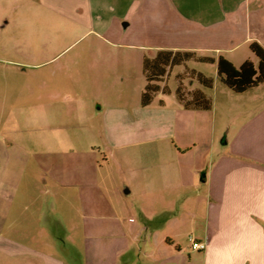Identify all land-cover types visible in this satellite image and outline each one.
I'll list each match as a JSON object with an SVG mask.
<instances>
[{"label":"rangeland","instance_id":"374dc122","mask_svg":"<svg viewBox=\"0 0 264 264\" xmlns=\"http://www.w3.org/2000/svg\"><path fill=\"white\" fill-rule=\"evenodd\" d=\"M104 5L90 15L69 17L41 0H0V141L11 142L13 154L17 151L14 144H26L28 160L13 158L8 165L12 169L19 163L27 167L22 184L44 186L45 198L55 200L46 174L64 181L73 175L79 184L74 199L78 210L84 203L85 212L104 216L111 213V205H117L121 219H131V225L140 218L134 207L137 201L148 204L142 188L153 181L158 185L169 165L173 200L174 196L187 202L200 200L196 188L183 189L178 179L175 145L182 135L178 126L174 128L179 102L175 76L186 68L208 77L216 75L212 64L175 66L169 80L155 82L161 89L168 83L171 94L158 93L144 106L143 96L151 84L145 60L155 55L157 46L197 47V55L215 57L210 48L241 41L244 27L242 23L228 29L226 24L218 31L205 30L176 17L167 0H108ZM111 5L119 11L123 6L125 16L107 10ZM249 52L248 45L238 51L242 55ZM191 81L198 85L195 79ZM185 84L184 88L189 85ZM208 93L215 96L213 91ZM210 132L208 127L197 134L208 139ZM225 133L226 129H218L214 137L222 138ZM203 148L201 145L199 150ZM4 168L7 164L0 162V169ZM34 170L44 177L35 179ZM194 172L195 184L200 186L203 172ZM18 176L14 173L5 178ZM2 180L0 173V183ZM59 196V202L65 203L67 194L60 192ZM179 211L188 214V223L178 234L180 245L189 253L196 237L189 222L195 210L173 207L172 217ZM56 216L61 221L66 218L62 206ZM98 223H93V233L98 232ZM200 225L196 219L195 228ZM80 235L77 226L71 239L67 236L59 244L67 250L74 245L83 256ZM65 259L82 264L83 257L69 253Z\"/></svg>","mask_w":264,"mask_h":264},{"label":"crops","instance_id":"0c3cea01","mask_svg":"<svg viewBox=\"0 0 264 264\" xmlns=\"http://www.w3.org/2000/svg\"><path fill=\"white\" fill-rule=\"evenodd\" d=\"M41 1L49 9L69 17L90 15L108 2ZM167 2L180 20L205 30L218 31L220 25L226 24L228 29L242 23L244 27L241 41H233L229 47L210 48L215 51V57L197 55V47L157 46L155 55L146 59L151 83L148 103L158 93L171 94L168 83L162 89L157 84L169 80L175 66L188 62L215 65V78L195 69L189 72L187 68L175 76L179 102L174 128L178 126L182 135L175 145L178 179L181 188H196L200 200L181 201L180 196H174L173 200L169 165L158 185L153 181L142 188L147 193L148 204L145 200L137 201L134 207L140 218L133 224H128L131 219H121V208L117 205H111V213L104 216L92 215L84 211V203L82 209H77L74 199L79 184L73 175L69 174L68 181H64L55 174H46L52 181L50 188L56 193L55 200L45 198L44 186L22 184V180L27 179L23 178L27 167L19 163L14 172L8 165L13 158L20 162L27 159L26 144H14L17 151L13 154L12 143L0 141V162L11 169H0L4 177L0 183V264H72L65 259L69 253L83 257L82 264H264V84L237 94L218 76L220 57L236 68L245 61L258 65V60L255 62L250 56H254L250 45L257 42L264 48V0ZM151 6L155 7L154 2ZM107 10L120 16H125L124 11H127L123 6L119 11L115 5ZM244 45H248L250 54L238 53ZM223 53L232 57L227 58ZM167 54L170 57L165 56ZM233 58L240 61L235 63ZM192 79L198 85L192 83ZM185 82L189 85L184 88ZM208 91H213L215 96ZM208 127L211 131L208 139L203 133L197 134L198 130ZM218 129H226L222 138L214 137ZM201 145L203 150H199ZM37 166L41 168L38 162ZM197 169L203 172L200 186L195 184ZM14 173L19 175L17 179L5 178ZM34 173L35 179L44 177L38 170ZM134 178H138L136 174ZM125 191L130 193L129 189ZM60 192L67 194L62 204ZM60 206L66 216L62 221L56 216ZM177 206L195 210L190 213L189 222L195 230V240L205 244L203 250L190 247L188 253L180 245L178 231L188 223V214L184 216L179 211L172 217V209ZM196 219L201 222L199 228H195ZM97 221L98 232L93 233L92 225ZM77 226L81 229L83 256L74 245L67 250L65 245L59 244L60 240H67V236L71 239Z\"/></svg>","mask_w":264,"mask_h":264},{"label":"trees","instance_id":"16d2710c","mask_svg":"<svg viewBox=\"0 0 264 264\" xmlns=\"http://www.w3.org/2000/svg\"><path fill=\"white\" fill-rule=\"evenodd\" d=\"M250 51L258 60L257 66L252 61H245L239 68H236L224 57H220L218 60V76L221 82L234 93L242 94L264 84V48L259 43L254 42L250 45ZM169 54L165 56L170 57L171 54L170 56ZM145 62L148 66L146 60ZM148 89L150 90L149 85L147 86ZM149 99L150 96L147 92L143 98L144 105L148 103Z\"/></svg>","mask_w":264,"mask_h":264},{"label":"built area","instance_id":"2783aa9c","mask_svg":"<svg viewBox=\"0 0 264 264\" xmlns=\"http://www.w3.org/2000/svg\"><path fill=\"white\" fill-rule=\"evenodd\" d=\"M191 248L193 250H203L205 248V244L199 243L196 240H193V242L191 244Z\"/></svg>","mask_w":264,"mask_h":264}]
</instances>
